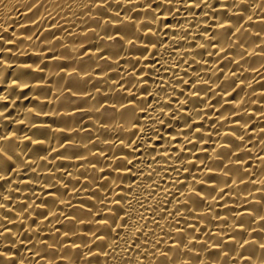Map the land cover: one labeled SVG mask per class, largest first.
Returning <instances> with one entry per match:
<instances>
[{
    "label": "bare ground",
    "instance_id": "6f19581e",
    "mask_svg": "<svg viewBox=\"0 0 264 264\" xmlns=\"http://www.w3.org/2000/svg\"><path fill=\"white\" fill-rule=\"evenodd\" d=\"M0 264H264V0H0Z\"/></svg>",
    "mask_w": 264,
    "mask_h": 264
}]
</instances>
